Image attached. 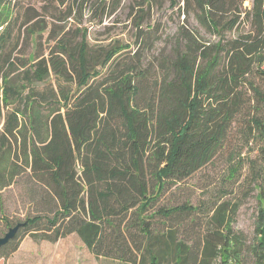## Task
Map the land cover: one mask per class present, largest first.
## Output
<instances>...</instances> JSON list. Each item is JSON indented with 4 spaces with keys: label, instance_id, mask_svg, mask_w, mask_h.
<instances>
[{
    "label": "trees",
    "instance_id": "1",
    "mask_svg": "<svg viewBox=\"0 0 264 264\" xmlns=\"http://www.w3.org/2000/svg\"><path fill=\"white\" fill-rule=\"evenodd\" d=\"M53 1L63 5L66 20L88 0ZM166 1L176 2L138 4L161 8ZM242 4L183 0L179 12L196 27L179 28L175 47L158 57L159 73L152 75L137 52L125 60L130 45L91 51L76 29L56 33L47 56L26 57L15 2L0 0V189L26 174L41 190L34 201L41 208L23 220L0 257L8 258L26 235L55 242L76 234L94 257L128 264H244L246 250L250 264H264V204L251 245L234 229L237 206L228 201L211 208L196 245L169 221L198 207L157 202L167 186L190 177L222 148L247 76L264 81V0ZM38 23L24 27L27 34ZM135 40L146 51L158 39L147 27ZM252 91L264 104V91L253 84ZM251 124L263 141L261 168L252 177L260 186L264 117L252 116ZM259 197L264 201L263 185ZM156 218L164 230L155 227Z\"/></svg>",
    "mask_w": 264,
    "mask_h": 264
},
{
    "label": "rangeland",
    "instance_id": "2",
    "mask_svg": "<svg viewBox=\"0 0 264 264\" xmlns=\"http://www.w3.org/2000/svg\"><path fill=\"white\" fill-rule=\"evenodd\" d=\"M242 1L244 7H250L251 0ZM14 2V15H19L20 19V25L15 30L26 57L28 54L35 57L47 56L54 43L52 37L56 33L59 36L67 30L76 29L85 34L91 51L101 46L108 48L130 45L125 60H131L137 52V56L142 58V66L149 68L152 75L159 73L158 57L169 55L175 47L179 28L196 27L192 17L186 20L179 12L183 0H176L177 3L173 6L166 1L161 8L139 5L138 0H88L66 20L63 17V5H57L53 0H13ZM35 21H39L35 25V32L27 34L24 27L31 26ZM42 27L44 28L41 30ZM147 27L152 28V33L158 40L148 50L141 51L135 35L138 30ZM248 28L246 24L244 30ZM201 32L204 33L202 30ZM226 35L231 36L230 33ZM204 37L212 41L217 39L215 35L206 32ZM252 84L264 91V81L250 73L238 88L239 111L222 148L213 159L182 182L167 186L157 199L159 204L167 206L188 202L198 207L196 213L183 216L177 221H169L177 230L178 236L188 243L198 244L206 228L207 214L215 204L223 201L237 206L234 229L243 233L247 245H251L254 240L258 210L264 204L259 197L260 187L264 186V182L261 180L260 186L256 185L252 177L261 168L259 148L263 141L252 130L251 120L252 116L264 117V104L252 91ZM42 86L43 84L38 83L39 88ZM38 188L24 174L16 178L14 183L0 189V235L10 225L23 221L27 216H32L37 208H41L40 204L34 205L41 193ZM155 221L157 229L166 228L162 219L156 218ZM47 245L49 244L45 241L34 243L26 235L20 242L19 251L5 259L0 257V264H45L46 261L36 258L34 248L39 255L46 254ZM50 246L57 257L53 264H128L111 258L94 257L76 234L52 242ZM243 257L244 264H250L251 255L248 250Z\"/></svg>",
    "mask_w": 264,
    "mask_h": 264
},
{
    "label": "water",
    "instance_id": "3",
    "mask_svg": "<svg viewBox=\"0 0 264 264\" xmlns=\"http://www.w3.org/2000/svg\"><path fill=\"white\" fill-rule=\"evenodd\" d=\"M24 224V221H18L15 224L9 226L7 230L2 235H0V248L9 242Z\"/></svg>",
    "mask_w": 264,
    "mask_h": 264
},
{
    "label": "crops",
    "instance_id": "4",
    "mask_svg": "<svg viewBox=\"0 0 264 264\" xmlns=\"http://www.w3.org/2000/svg\"><path fill=\"white\" fill-rule=\"evenodd\" d=\"M65 238V237H64ZM62 239V238H61ZM32 240V239H31ZM60 240V239H59ZM33 241V240H32ZM58 241V240H57ZM34 243H40V242H43V241H40V242H35L33 241ZM47 242L49 245H47V253L46 254H41L39 255L38 253H36V249L34 248V251H35V256L36 258H39V259H42L43 261H46L45 264H53L55 258H57L55 255L56 253L54 254V249L50 246V243L52 242H49V241H45ZM56 242V241H55ZM43 247V245H42ZM19 251V247L18 249L16 250V252ZM15 252V251H14ZM14 252L12 254H14ZM42 264V263H41Z\"/></svg>",
    "mask_w": 264,
    "mask_h": 264
}]
</instances>
